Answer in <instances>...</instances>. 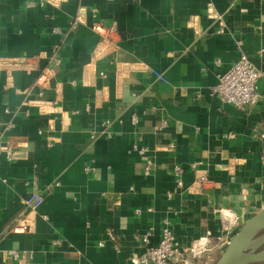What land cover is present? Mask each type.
<instances>
[{
    "label": "crops",
    "instance_id": "crops-1",
    "mask_svg": "<svg viewBox=\"0 0 264 264\" xmlns=\"http://www.w3.org/2000/svg\"><path fill=\"white\" fill-rule=\"evenodd\" d=\"M113 21L110 40L91 29ZM241 49L264 69V0H0V264H138L165 216L174 264L215 262L264 207V82L247 108L210 93Z\"/></svg>",
    "mask_w": 264,
    "mask_h": 264
},
{
    "label": "built area",
    "instance_id": "built-area-1",
    "mask_svg": "<svg viewBox=\"0 0 264 264\" xmlns=\"http://www.w3.org/2000/svg\"><path fill=\"white\" fill-rule=\"evenodd\" d=\"M56 2L59 0H47ZM78 17H75L71 22V27H74L78 23ZM91 29L99 33L103 41L110 40L112 35L116 31V22L113 21L109 25H103L101 23L94 22L91 25ZM53 32H59L57 28L53 29ZM241 45V43H238ZM57 46L53 48L55 51ZM218 62V61H217ZM156 76L160 79L165 80V78L158 72L153 71ZM103 75V73H101ZM51 79V71L49 69H42L36 80L35 84L38 85L41 90L38 92L39 96L43 95L42 89L49 85ZM264 82V69L257 68L250 60L248 54L242 49L239 51L238 57L230 65L228 69L224 72L218 74V80L216 84L211 87L210 93L212 95H217L224 101L238 107L247 108L253 106L258 98L260 97V84ZM57 104V100H45L41 99L40 109L44 105L54 106ZM132 123L137 122L136 116H132ZM41 132V131H39ZM232 137L233 134H228ZM132 150L136 151L139 155H144L147 152L146 147L139 144H132ZM6 155L8 158L12 155V150L9 147H5ZM147 165L145 167V172H149V167L151 161L146 160ZM192 168H196V164L193 163ZM183 168L180 165H174L172 168V176L178 188L183 186L182 180ZM208 177L205 171H198L194 181L191 185L193 191H199L201 188L205 187L208 183ZM35 184V180L33 181ZM168 198L171 197V193H167ZM43 201V196L37 190H33L30 195H28L23 203L32 210H35ZM223 215L228 219L234 220L232 211H224ZM46 218L45 216H43ZM31 222L26 216H22L16 220L12 225L11 230L16 233H25L30 229ZM151 227L147 228L141 237V241L145 246L142 254L137 257L138 264H174V260L177 256V250L175 247V235L173 232V221L170 217L165 216L161 221L160 237L155 244H150L149 239L151 236ZM204 240L194 242L190 247L186 249L185 252L189 253L192 257L198 256L204 249ZM9 255L14 259L18 258V253L15 250L9 251Z\"/></svg>",
    "mask_w": 264,
    "mask_h": 264
},
{
    "label": "water",
    "instance_id": "water-1",
    "mask_svg": "<svg viewBox=\"0 0 264 264\" xmlns=\"http://www.w3.org/2000/svg\"><path fill=\"white\" fill-rule=\"evenodd\" d=\"M264 261V207L232 236L213 264H254Z\"/></svg>",
    "mask_w": 264,
    "mask_h": 264
},
{
    "label": "rangeland",
    "instance_id": "rangeland-1",
    "mask_svg": "<svg viewBox=\"0 0 264 264\" xmlns=\"http://www.w3.org/2000/svg\"><path fill=\"white\" fill-rule=\"evenodd\" d=\"M238 230H239V229H238ZM213 263H214V262H213ZM213 263H212V264H213Z\"/></svg>",
    "mask_w": 264,
    "mask_h": 264
}]
</instances>
